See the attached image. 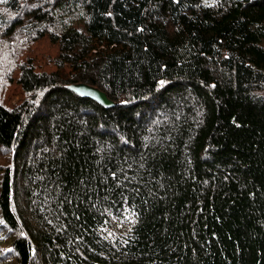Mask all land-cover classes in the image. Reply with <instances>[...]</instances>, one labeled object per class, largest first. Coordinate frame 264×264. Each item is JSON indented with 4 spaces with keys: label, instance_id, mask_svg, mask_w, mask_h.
Wrapping results in <instances>:
<instances>
[{
    "label": "trees",
    "instance_id": "1",
    "mask_svg": "<svg viewBox=\"0 0 264 264\" xmlns=\"http://www.w3.org/2000/svg\"><path fill=\"white\" fill-rule=\"evenodd\" d=\"M33 1L4 3L57 49L0 101L15 264H264V0Z\"/></svg>",
    "mask_w": 264,
    "mask_h": 264
},
{
    "label": "rangeland",
    "instance_id": "2",
    "mask_svg": "<svg viewBox=\"0 0 264 264\" xmlns=\"http://www.w3.org/2000/svg\"><path fill=\"white\" fill-rule=\"evenodd\" d=\"M6 1L0 0V101L10 107H15L21 99L28 96V93H25L16 81L20 64H27V61H30L37 71H51L56 63L54 56L57 54V49L54 43H49L47 37L36 40L28 35L24 12L21 11L23 16L19 15V12L10 13L7 4H4ZM11 1L15 2V0ZM33 2L29 0L28 3L33 4ZM13 16L22 21L10 32ZM10 155V151L0 147V172L4 166L11 163ZM13 235L14 233L3 226L0 220V264H15L11 253L8 249L6 250L9 238Z\"/></svg>",
    "mask_w": 264,
    "mask_h": 264
},
{
    "label": "water",
    "instance_id": "3",
    "mask_svg": "<svg viewBox=\"0 0 264 264\" xmlns=\"http://www.w3.org/2000/svg\"><path fill=\"white\" fill-rule=\"evenodd\" d=\"M67 88L77 93L80 97H89L103 106L111 107L113 104V101L108 99L106 93L103 90L99 89L98 87L96 88L91 84H87L85 82H72L69 83Z\"/></svg>",
    "mask_w": 264,
    "mask_h": 264
}]
</instances>
